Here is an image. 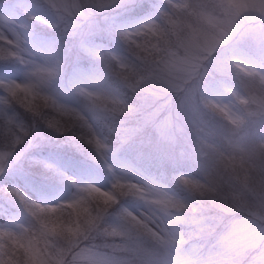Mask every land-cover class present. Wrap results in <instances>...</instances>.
Instances as JSON below:
<instances>
[{
    "label": "clouds",
    "instance_id": "9594fccd",
    "mask_svg": "<svg viewBox=\"0 0 264 264\" xmlns=\"http://www.w3.org/2000/svg\"><path fill=\"white\" fill-rule=\"evenodd\" d=\"M130 2L0 31V264H264V0Z\"/></svg>",
    "mask_w": 264,
    "mask_h": 264
},
{
    "label": "rangeland",
    "instance_id": "374dc122",
    "mask_svg": "<svg viewBox=\"0 0 264 264\" xmlns=\"http://www.w3.org/2000/svg\"><path fill=\"white\" fill-rule=\"evenodd\" d=\"M31 0H0V31L8 27H18L21 22L27 17L30 8ZM155 3V0H131L126 14L130 16H142L148 13L150 6ZM103 39V37H101ZM67 63L69 70L73 67L83 66L86 62L84 57L74 46L73 42H68L66 49ZM15 69L7 63L0 61V77L15 76ZM227 113V109H225ZM50 150L49 153H44V150ZM38 157L47 158L53 162L71 163L76 167L89 168L88 162L84 161L80 156L73 152L70 148L50 145L42 147L34 152ZM25 167L29 169L31 174L37 178L43 175L42 166L40 164L25 163ZM10 182V181H7Z\"/></svg>",
    "mask_w": 264,
    "mask_h": 264
},
{
    "label": "trees",
    "instance_id": "16d2710c",
    "mask_svg": "<svg viewBox=\"0 0 264 264\" xmlns=\"http://www.w3.org/2000/svg\"><path fill=\"white\" fill-rule=\"evenodd\" d=\"M49 151H50V150L46 149V150H44V153H45V154H46V153H49Z\"/></svg>",
    "mask_w": 264,
    "mask_h": 264
}]
</instances>
